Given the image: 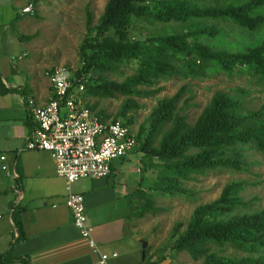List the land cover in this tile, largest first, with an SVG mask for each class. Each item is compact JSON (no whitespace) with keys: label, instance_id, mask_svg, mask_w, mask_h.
I'll use <instances>...</instances> for the list:
<instances>
[{"label":"trees","instance_id":"obj_1","mask_svg":"<svg viewBox=\"0 0 264 264\" xmlns=\"http://www.w3.org/2000/svg\"><path fill=\"white\" fill-rule=\"evenodd\" d=\"M132 16L155 21H184L185 25L176 31L133 34L129 28ZM211 19L234 21L250 31L257 30L258 36L234 50L215 48L218 28L200 23ZM85 28L86 33L78 45L79 65L74 69L75 75L89 71L84 95L148 96L156 88L139 89L135 85L171 74L194 77L212 71L231 74L245 69L264 83V0H105L93 26H90V11L85 5ZM210 39L216 40L210 45L207 42ZM131 59L137 61L134 74L119 81L103 74ZM183 90L182 85L170 96L157 99L149 113L145 133L135 132L137 149L146 154V159H142L143 167L147 168L152 159L151 165L156 169L152 177L154 184L146 186L150 192H186L176 177L187 178L190 173L205 168L245 170L248 163L242 150L248 147L264 155V102L256 109L249 108L242 98L245 89L234 88L232 94L217 90L194 120L188 122L184 114L175 110ZM88 106L93 108V105ZM134 106L137 103L132 98H125L111 118L129 125L131 116L124 117V113ZM96 113L109 117L100 109ZM164 123H169V128L161 134L157 145H151V138ZM243 187V180H230L223 184L215 198L195 205L185 228L177 233L171 246L186 251L192 259L201 258L199 264H264V206L256 210H237L249 203L239 194ZM139 203L142 207L132 211L136 215H142L143 207L148 206L152 212L159 209L147 198ZM14 224L19 232L17 217ZM178 226L179 222H175L174 233ZM221 246L249 255H222L215 250ZM7 258V251L0 253V262H6Z\"/></svg>","mask_w":264,"mask_h":264},{"label":"crops","instance_id":"obj_2","mask_svg":"<svg viewBox=\"0 0 264 264\" xmlns=\"http://www.w3.org/2000/svg\"><path fill=\"white\" fill-rule=\"evenodd\" d=\"M28 2L0 0V151L17 170L22 192L14 200L0 172V253L7 251L5 261L12 264H101L96 262L100 253L107 254L103 264H160L147 251L148 243L141 255L140 232L129 225L133 208L144 200L138 193H150L147 169L121 161L132 151L113 159L106 175L81 176L70 185L82 194L93 250L71 222L62 201L64 180L55 173L53 159L44 149L23 148L34 126L25 98L42 103L50 94L45 71L51 61L37 52L31 12L21 11Z\"/></svg>","mask_w":264,"mask_h":264},{"label":"rangeland","instance_id":"obj_3","mask_svg":"<svg viewBox=\"0 0 264 264\" xmlns=\"http://www.w3.org/2000/svg\"><path fill=\"white\" fill-rule=\"evenodd\" d=\"M28 1L31 2L30 17L37 24L35 40V44L39 47L37 52L42 59L51 61V64L46 68L59 64H64L72 69L77 68L79 65L78 45L86 33L85 5L87 4L90 11V26H93L102 11L105 0ZM200 23L218 28L217 40L210 39L207 41L211 45L216 40L215 48L231 47L230 49L234 50L239 45L251 43L258 36L257 30L250 31L227 19L203 20ZM184 25V21H155L148 17L132 16L129 28L133 34L143 35L161 30L176 31ZM136 66L137 61L131 59L118 63L115 70L105 71L103 74L109 79L119 81L134 74ZM182 85L184 90L175 103V110L184 114L188 122L194 120L200 110L208 103L211 95L217 90L232 94L235 91L234 88L245 89L242 98L249 108L256 109L264 102V83L257 79L255 74L245 69L231 74L212 71L194 77L171 74L165 78H155L147 84L137 83L135 87L139 89L156 88L155 92L148 96L116 93L111 97L85 95L84 98L89 105H93L92 110L98 111L100 109L109 116L116 115L125 98H132L137 106L128 108L124 117L131 116L132 120L129 125L132 130L145 133L149 113L156 104V100L170 96ZM168 128L169 123L161 125L159 132H156L151 138L150 144L157 145L161 134ZM137 148L138 146H136V150L132 151L128 159L123 158L121 161L126 163L129 168L134 165L143 169L142 159L143 157L146 159V154H141ZM242 153L244 160L248 163L245 170L225 167L205 168L200 172L190 173L187 178L176 177L180 187L184 188L186 192L168 194L161 191L150 193L143 191L138 193L140 199L147 198L159 209L152 212L148 206L143 207L142 215L132 214L129 225L136 227V232H140L139 237L145 239L146 244L148 243L147 251H151L156 258L161 257L160 264H199L201 262V258L192 259L186 251L176 250L171 245L177 233L185 228L194 206L215 198L224 183L230 180L244 181V187L239 191V194L243 200H248L249 203L237 210H256L264 206V155L250 147L243 149ZM151 158L154 157L151 156ZM114 159L118 160V158ZM151 160L148 161V167L144 168V170L147 169L144 176L148 178L147 183L150 186L154 184L152 177L156 173L155 167L151 165L153 160ZM140 174L143 172L141 171ZM140 174L137 173L138 177ZM252 181L256 182L252 184ZM161 184L163 185L165 182ZM136 207H142V204L137 202ZM175 222H179V226L174 233L172 230ZM215 250L219 254L232 257L249 255L247 252L229 246H221Z\"/></svg>","mask_w":264,"mask_h":264},{"label":"built area","instance_id":"obj_4","mask_svg":"<svg viewBox=\"0 0 264 264\" xmlns=\"http://www.w3.org/2000/svg\"><path fill=\"white\" fill-rule=\"evenodd\" d=\"M31 2L22 12L30 11ZM50 94L42 103L26 96L25 107L34 126L25 137L23 148L44 149L54 162V171L64 180L63 203L68 207L71 222L81 237L93 246L91 226L86 222L82 194L71 189V183L81 176H104L110 171V162L130 153L137 145L135 131L130 125L111 116L103 117L89 108L83 91L89 80V71L74 74L64 64L53 65L45 71ZM0 172L7 178L13 199L21 196L19 174L9 166L0 151ZM106 253H100L97 263H105ZM0 264H12L0 262Z\"/></svg>","mask_w":264,"mask_h":264},{"label":"water","instance_id":"obj_5","mask_svg":"<svg viewBox=\"0 0 264 264\" xmlns=\"http://www.w3.org/2000/svg\"><path fill=\"white\" fill-rule=\"evenodd\" d=\"M139 241L141 244V255H143L146 241L144 239H140Z\"/></svg>","mask_w":264,"mask_h":264}]
</instances>
